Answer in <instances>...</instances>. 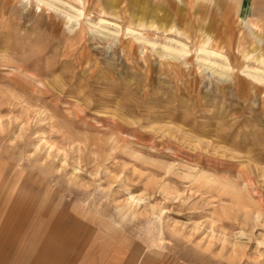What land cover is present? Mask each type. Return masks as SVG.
Listing matches in <instances>:
<instances>
[{
	"label": "rangeland",
	"instance_id": "obj_1",
	"mask_svg": "<svg viewBox=\"0 0 264 264\" xmlns=\"http://www.w3.org/2000/svg\"><path fill=\"white\" fill-rule=\"evenodd\" d=\"M191 1L0 0V264H264L263 0Z\"/></svg>",
	"mask_w": 264,
	"mask_h": 264
},
{
	"label": "crops",
	"instance_id": "obj_2",
	"mask_svg": "<svg viewBox=\"0 0 264 264\" xmlns=\"http://www.w3.org/2000/svg\"><path fill=\"white\" fill-rule=\"evenodd\" d=\"M195 0L191 1V4L194 2ZM205 1H210V0H205ZM138 0H132V7L135 9L136 5H137ZM259 2V0H240L239 1V5H238V15L240 17V21L243 20V22H246L247 24L248 19H250V17L254 16L255 11H256V7H257V3ZM198 4H199V0H198ZM197 4V5H198ZM263 9H264V0H263ZM264 12V11H263ZM139 14H136L134 12V10L131 13V20L135 21V22H139ZM262 23V24H261ZM261 24L259 28L263 29V24H264V20L263 18H259V23ZM254 26V25H253ZM148 29L150 30H156L159 31L160 28L158 26H150L148 27ZM205 29L202 28V37L204 36H209L207 32L204 31ZM179 31L181 33V35L176 34L175 32ZM168 33H173L178 37H183V33L180 30H177L175 27H171L168 31ZM55 212V211H54ZM53 213V212H52ZM47 215L49 219H51L53 221L52 216L50 215V213H48ZM66 214L64 212H60V214L57 216V219L54 221L53 225L50 226L49 228H46L45 230V235L47 236V234H49V237H53L55 239H62L63 242H61V244H56L53 240L48 239L46 241H43L42 243L39 244H35V249H38L39 251L42 252H50V253H57V252H62L64 250H68L71 247H73L75 245L74 241H73V230H72V225L71 222H73V218L70 219H66ZM65 218V219H64ZM70 222V223H69ZM4 243L0 242V251H4L2 249H7L10 248L12 249V243L8 244V245H3ZM34 245H32L33 247ZM5 251V252H9ZM120 251V250H119ZM121 252V251H120ZM68 260V258H60L58 260L55 261V264H63L64 262H66ZM45 260L41 257V258H36L34 260V264H45Z\"/></svg>",
	"mask_w": 264,
	"mask_h": 264
},
{
	"label": "bare ground",
	"instance_id": "obj_3",
	"mask_svg": "<svg viewBox=\"0 0 264 264\" xmlns=\"http://www.w3.org/2000/svg\"><path fill=\"white\" fill-rule=\"evenodd\" d=\"M207 41H209V42H210V38H209V37H208V40H207ZM216 55H219V54H217V53H216Z\"/></svg>",
	"mask_w": 264,
	"mask_h": 264
}]
</instances>
